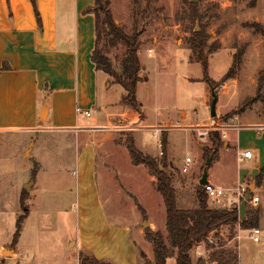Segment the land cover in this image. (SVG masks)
<instances>
[{
	"label": "rangeland",
	"instance_id": "rangeland-1",
	"mask_svg": "<svg viewBox=\"0 0 264 264\" xmlns=\"http://www.w3.org/2000/svg\"><path fill=\"white\" fill-rule=\"evenodd\" d=\"M111 1L115 20L124 26L127 33H138L141 41L140 58L146 65L141 75H148L150 84L139 83L138 97L141 103L144 102L151 122H156L165 114V111L156 113V108L164 110V106L170 105L167 109L171 110L173 102L181 101L180 97L187 94L191 84L187 83V77L202 79L203 67L199 62L190 61L188 45L192 31H199L202 27L208 34V44L217 47L209 56V73L218 85V89H213L221 97L218 104L220 116L212 117L204 124L234 123L236 116L246 108L264 111V0H258L253 8L248 6L247 0H155L152 10L157 8L158 11L153 14L141 12L136 29L134 1ZM141 4L147 10V0H141ZM191 7L199 12L195 21L189 18ZM253 23H260L263 31L252 28ZM105 43L106 37L102 36L100 47ZM125 50L121 44L108 50L118 71L121 70ZM241 51H244V55L238 72L234 78L222 83L223 76L233 65L235 54ZM107 77L114 84V79L109 75ZM260 83H263V90L259 93ZM116 86L120 90V85ZM196 90L202 92L201 83H196ZM153 92L160 99L158 104L151 97ZM211 96L213 99V90ZM174 104L177 107L178 104ZM124 108L121 105L108 108L104 119L97 124L110 127L89 130L79 137L53 131L24 133L0 130V245L4 243V249L12 246L18 218L29 211L31 216L21 231L27 260L35 264H80L81 254L96 256L73 242L77 232L75 161L84 145L95 142L97 162L106 170L107 182L101 185L103 202L112 218L116 216L111 221L123 226L127 223L131 227L138 264H147V261L155 263L153 245L145 239V231L156 224L157 230L166 234V206L157 191L156 178H152L144 165L135 166L132 163L126 140L128 137L139 140V148L142 146L143 150L155 153L159 159L162 158L159 155L161 147L157 144L154 131H144L142 128L140 115L138 122L131 127L125 130L121 128ZM172 128L173 125L166 126L162 138L165 134L168 139V129ZM193 132L199 140L192 131L182 128L174 129L170 137L168 160L170 163L173 161L177 168L174 186L179 206L183 209L196 206V188L200 185L198 183L195 188L187 189L190 177L181 172L186 158L190 156L195 161L189 172L193 174L200 156L204 154L203 175L208 158L218 157V152L215 155L205 154V149L212 146L213 133L217 131L211 130L207 139H201L197 130ZM199 141L204 145V150ZM222 148L223 143L218 149ZM181 177L186 180L181 182ZM181 185L185 188L182 189ZM153 191L157 195H153ZM258 194L261 196L262 193L259 191ZM66 204L72 209L66 211ZM223 204L209 199L211 207L223 208ZM247 205L262 210L264 199L258 204ZM140 207L145 209L146 214ZM262 226L264 230V218ZM240 228L237 227L236 235ZM235 237L231 243L225 241V247H235L239 252V239ZM246 238L249 239L248 235ZM219 245V242L209 240L195 245L192 250L194 263L200 257L209 260L211 253L221 248ZM259 249L264 251L263 242ZM142 251L146 253V259L141 257ZM11 254L2 252L0 258ZM175 258L168 259L167 264H176Z\"/></svg>",
	"mask_w": 264,
	"mask_h": 264
},
{
	"label": "crops",
	"instance_id": "crops-1",
	"mask_svg": "<svg viewBox=\"0 0 264 264\" xmlns=\"http://www.w3.org/2000/svg\"><path fill=\"white\" fill-rule=\"evenodd\" d=\"M95 1L0 0L1 131H53L79 137L89 130L110 127L97 123L104 119L108 108L120 105L125 107L122 113L123 130L138 122L139 114L123 104V87L120 86L118 90L116 84L108 80V74L99 71L92 60L97 39L96 16L88 12V9L94 6ZM143 65L145 68V63ZM203 76L201 80H197L199 77H187V83H191L187 94L180 97L181 101L173 102L171 110L167 109L170 105L164 106V110L156 108V113L165 111L156 122L150 121L142 102L144 118L140 122L144 131L173 125L172 129H168L169 156L170 137L174 129L192 131L199 140L193 132L194 128L212 120L210 111L213 89L203 81ZM145 82L150 84L148 75L140 83ZM196 83H201V93L196 90ZM153 93L151 97L158 104L160 99L156 92ZM220 100L221 97L217 103L218 116L221 114L218 108ZM174 103L178 104L177 107ZM78 108L81 110L78 111ZM86 111H90L91 115H86ZM226 125L229 126L228 138L223 139V148L218 149V157L212 160L209 182L228 190L239 182H247L251 187L254 186L255 194L259 195V191L262 193L259 195L260 200L264 199V111L248 108L236 116L234 123L226 122ZM136 141L139 144V140ZM199 144L203 149L204 145L200 141ZM246 150L253 151V158L240 160V154ZM143 151L156 156L146 149ZM203 157L204 154L200 156L193 174L189 172L194 160L188 173L183 172V165L182 174L190 177L187 189L200 184ZM171 163L174 165L173 161ZM75 167L77 232L73 242L82 250L92 251L101 260L115 264H138L131 227L127 223L123 226L112 222L111 219L116 216L112 218L103 202L101 185L107 182L106 170L97 162L95 142H89L79 150ZM261 173L263 175L257 182ZM180 180L183 182L186 179L181 177ZM181 188L185 187L181 185ZM154 194L157 195L156 191H153ZM230 198L231 195L225 199L226 203ZM65 206L66 211L72 209L68 204ZM29 213L23 225L31 216ZM263 218L264 206L259 224L264 243ZM151 228L157 231L156 224H152ZM21 236L22 233L14 247L4 249V243L0 245L1 255L7 249L10 250L7 253H12L10 256H1L0 264L34 262L25 257ZM246 236L247 232H244L239 242V264H264V251L259 249L262 242L255 243ZM232 241L228 240V243Z\"/></svg>",
	"mask_w": 264,
	"mask_h": 264
},
{
	"label": "trees",
	"instance_id": "trees-1",
	"mask_svg": "<svg viewBox=\"0 0 264 264\" xmlns=\"http://www.w3.org/2000/svg\"><path fill=\"white\" fill-rule=\"evenodd\" d=\"M133 1L135 4L134 29H136L139 22L138 17L141 12L153 14L158 9L154 8L152 10L155 0H147L149 3L147 10L143 8L141 0ZM247 1L250 8L257 6L258 0ZM88 12H92L96 16L97 39L95 49L92 53V60L96 68L111 76L114 79V83L123 87V104L133 108L140 115L141 119L144 118L142 103L137 96L138 84L145 79L141 75L144 65L139 53L141 41L138 33H127L124 26L119 25L112 11L111 0H96L94 6L88 9ZM198 17L199 12L197 9L191 7L189 14L190 20L195 21ZM38 18L40 20V17ZM251 26L258 32L263 31L260 23H253ZM102 36L106 37V43L103 47H100ZM208 38L204 27L199 31H192V35L188 39L190 61L201 63L204 70L203 81H206L212 89H218V85L210 77L209 73V56L217 50V47L215 45H209ZM120 44L126 50L122 59L121 70L118 71L108 55V50ZM243 55L244 51L235 54L233 65L223 76L222 83L235 77L242 64ZM261 90H263V83H260L258 92L260 93ZM246 105L248 106V104ZM247 109H242V111H246ZM211 142L212 146L205 149L206 155L208 153L215 155L218 152L220 144H224V140L218 131L213 133ZM126 143L132 163L135 166L144 165L148 168L150 174L156 178L157 191L162 195L166 206V234L161 230L155 231L152 228H148L145 231V238L148 242L152 243L155 256V263L147 261V264H167L168 259L175 256L176 264H239V252L235 247H225V241L228 242V240L234 239L238 226H241L243 229L258 227L262 216L261 208L255 209L247 205L246 217L241 220L240 211L236 206L226 208L211 207L209 205V196L206 192V187L203 185H198L196 188V206L193 208H180L177 191L174 186L177 168L168 160L167 137L165 134H163L164 155L161 159L141 150L133 137H128ZM212 160H215V157ZM262 175L263 173L256 179L257 182H259ZM140 208L146 214L145 209L143 207ZM27 214L18 218L17 231L14 234L12 242L13 247L19 241L23 222ZM211 234L217 239L215 243H220L219 246L221 248L215 249L211 253L209 260L200 257L194 263L192 250L198 243L209 240ZM214 246L213 244L212 247ZM141 257L144 259L147 258L144 251L141 252ZM80 264L115 263L101 260L94 255L81 254Z\"/></svg>",
	"mask_w": 264,
	"mask_h": 264
},
{
	"label": "built area",
	"instance_id": "built-area-1",
	"mask_svg": "<svg viewBox=\"0 0 264 264\" xmlns=\"http://www.w3.org/2000/svg\"><path fill=\"white\" fill-rule=\"evenodd\" d=\"M77 110L80 111L81 109L78 108ZM86 115L90 116L91 115L90 111H86ZM165 127L166 126H158L152 130V131H154V137L157 140L158 146L161 147L160 156L164 155L163 139H162L161 134H162V131L165 130ZM194 129L198 131V136L201 139H207L211 130L221 132V137L223 139L228 138L229 126L226 125L224 122L223 123H213L211 126L207 125V124H202V125H198ZM252 158H253V151H251V150L243 151L240 154V160L252 159ZM192 164H193V159L188 156L185 160L183 172L188 173L192 167ZM205 187H206V192L209 196V199L216 201V202H224L223 207H225V206L226 207L236 206V207H238V209H240L241 203L245 199H247L248 195H249V198L247 199V203H251V204L255 205V204H258V202L260 201V196L255 194L254 191L251 190L250 183H247V182H239L233 189H230V190L225 189L221 186H217V185L210 183V182L207 185H205ZM229 195H231V198L226 203L225 199ZM239 231L240 232L235 237V238L239 239V242L243 238L244 232H247L249 239H251L255 243H261L262 242L263 231L259 227H255L252 229H246V230L240 228ZM215 240L216 239H215L214 235L211 234L209 237V241L212 243H215ZM202 252L203 251H200L199 253L203 254Z\"/></svg>",
	"mask_w": 264,
	"mask_h": 264
},
{
	"label": "water",
	"instance_id": "water-1",
	"mask_svg": "<svg viewBox=\"0 0 264 264\" xmlns=\"http://www.w3.org/2000/svg\"><path fill=\"white\" fill-rule=\"evenodd\" d=\"M218 94L215 92V90L213 89V101H212V105H211V115L212 117H216L217 116V103H218ZM212 164V157H209L206 163V166L204 168V172H203V176L200 180V185H207L209 183V169L210 166ZM251 189H254L251 187ZM249 198V195L247 196V199ZM247 199H245L241 205H240V219L243 220L246 217L247 214ZM10 250H6L5 253L9 252Z\"/></svg>",
	"mask_w": 264,
	"mask_h": 264
}]
</instances>
